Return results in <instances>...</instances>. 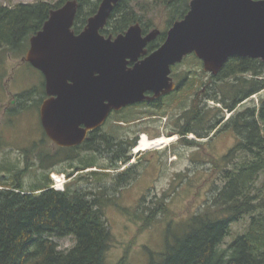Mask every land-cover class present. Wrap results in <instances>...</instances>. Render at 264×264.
<instances>
[{
	"label": "trees",
	"instance_id": "1",
	"mask_svg": "<svg viewBox=\"0 0 264 264\" xmlns=\"http://www.w3.org/2000/svg\"><path fill=\"white\" fill-rule=\"evenodd\" d=\"M67 1L70 0L0 6V62L4 55L27 50L30 38L41 30L50 11ZM76 1L78 9L72 29L78 34L87 19L96 13L101 0ZM190 1L158 0V6L169 13L168 28L184 17ZM137 22L146 33L148 25L137 15L131 0H121L101 33L123 34ZM165 37L166 31L161 32L148 46L149 51L156 50ZM189 56L201 65L194 55ZM262 90L264 62L235 56L224 63L216 76L210 75L206 80L189 77L179 80L177 90L153 106L155 111H163L172 103L184 107L175 120V129L167 133L177 135L179 143L197 146L198 142L187 138L189 134L202 140L214 130L216 133L232 131L238 141L220 161H213V175L220 181L211 184V196L207 197L204 209L185 218L177 236L168 229L166 238L168 235L173 241L167 243L159 262H155L151 254L149 264H264V179L261 180L264 175V98L257 108L237 111L240 103ZM209 102L218 106H209ZM226 112H230L231 117L225 120ZM126 118L120 119L127 121ZM100 139L99 136L89 137L90 152L99 154ZM136 140L137 137L126 142L112 134H102V149L105 147L110 161L102 173L128 165ZM59 151L61 156L67 157L54 156L52 160L46 155L42 158L51 160L53 166L76 161V157H68V149ZM81 166L75 168L76 171L95 167L87 160L81 162ZM90 173L96 178L94 185L75 190L68 184L63 191L52 189L48 175L42 185L28 191L16 181L9 186L0 182V264H107L106 255L114 244V236L104 213L106 201L97 193L103 190L99 178L102 180L108 175ZM134 177L133 168H128L114 178L115 184L124 187ZM188 186L191 187L190 183ZM244 219L247 225L243 231L222 249L231 225ZM65 238L73 243L62 250L56 240ZM117 264H126L125 258Z\"/></svg>",
	"mask_w": 264,
	"mask_h": 264
},
{
	"label": "rangeland",
	"instance_id": "2",
	"mask_svg": "<svg viewBox=\"0 0 264 264\" xmlns=\"http://www.w3.org/2000/svg\"><path fill=\"white\" fill-rule=\"evenodd\" d=\"M40 1L55 4L59 0H0V6L14 7ZM131 4L137 15L147 23V32L155 29L164 32L168 29L169 13L158 6V0H131ZM27 50L1 57L0 182L9 186L16 181L23 185V190H33L42 185L46 175L52 185V173L73 175L75 172L72 169L76 171L75 168L82 167L81 162L87 160L95 167L80 171L67 184L72 190L87 188L94 185L96 179L90 172L108 175L102 180L99 178V186L101 189L103 186V190L97 191L106 201L104 213L114 236V244L106 255V263L117 264L124 257L126 264H149L151 254L154 261L159 262L167 243L173 241L168 235L166 238L167 230L170 229L173 236H177L182 231L184 219L204 209L207 197L211 196V184L220 181L213 175V161H220L236 145L238 137L232 131L210 134L202 140L189 134L187 138L199 145L187 146L179 143L177 135L167 134L175 129V120L183 113V106L172 103L163 111L149 107L132 108L122 115L128 117L121 125L124 129L116 130L114 120L104 127L106 133L125 139L126 142L137 137L128 165L102 173L110 161L105 154V147L102 149L100 144L99 154L86 148L74 154L75 162L53 166L51 160L42 157L47 155L54 160L55 157L61 159L67 156H61L40 126L39 102L46 98L44 78L38 70L24 62ZM172 76L178 84L185 77L206 80L210 75L203 72L202 65L187 56L172 69ZM261 98H264V90L240 103L237 111L257 108ZM209 106L218 105L209 102ZM162 112H165L164 116ZM229 117L231 113L226 112L224 119ZM144 136L149 139H174L161 148L135 152ZM68 157L73 158V154ZM128 168H133L135 177L126 186L119 188L114 178ZM263 179L264 175L261 177ZM102 198L99 199L102 201ZM246 225L247 219L231 225V232L224 238L221 248L226 249ZM56 242L62 250L71 247L73 243L70 238L57 239Z\"/></svg>",
	"mask_w": 264,
	"mask_h": 264
},
{
	"label": "water",
	"instance_id": "3",
	"mask_svg": "<svg viewBox=\"0 0 264 264\" xmlns=\"http://www.w3.org/2000/svg\"><path fill=\"white\" fill-rule=\"evenodd\" d=\"M120 1L101 0L79 34L72 30L78 3L67 1L50 11L29 40L24 61L43 75L47 97L39 109L40 123L57 147L82 143L88 131L104 124L111 110L175 91L172 67L188 55L200 60L202 70L211 76L230 57L264 62V0H191L188 12L168 29L164 42L141 61L159 30L143 36L135 23L114 39L100 33Z\"/></svg>",
	"mask_w": 264,
	"mask_h": 264
},
{
	"label": "flooded vegetation",
	"instance_id": "4",
	"mask_svg": "<svg viewBox=\"0 0 264 264\" xmlns=\"http://www.w3.org/2000/svg\"><path fill=\"white\" fill-rule=\"evenodd\" d=\"M105 26H106V25H105ZM104 29H105V27H104L102 30H104ZM141 29H142V27H141ZM100 33H101V32H100ZM124 33H125V32H124ZM124 33H123V34H124ZM148 33H149V32L144 33V31H143V29H142V35H143V36L147 35ZM101 35H103L105 38L112 37V39H114L116 36H118V35H120V34H118V35H116V36H113V35H105L104 33H101ZM153 41H154V40H153ZM153 41H151V42H153ZM151 42H150V43H151ZM150 43H148L147 46H146V49H145V50H146V54L141 55V56L139 57L138 61H141V60L145 59L150 53L153 52V51H149V49H148V46L150 45ZM134 64H135V62L129 63V64H128V68H132V67L134 66ZM171 75H172V74H171ZM171 77H172L173 81L175 82V84H176V86H177V82L175 81V78H174L173 76H171ZM177 87H178V86H177ZM168 95H169V94H168ZM146 96L151 97V96H153V93H152V92H147V93H146ZM166 96H167V95L161 96L160 98L155 99V100H153V101H147V100H144L143 102L136 103V104H133V105H129V106L124 107V108H122V109H120V110H118V111L111 110L110 113H109V115H108V117H107V119H106V121L104 122V124L101 125L100 127L96 128V129H94V130L88 131L87 134H86V138L82 141V143H80V144H78V145H76V146H73V147H69V148H60V147H57V146H55V147H56L58 150H60V149H68V150H69L68 153L71 154V156H72V154H73V158H74L77 152H79V151H83V150H85V149L87 148V146H88V144H89L88 139H89L90 136H99V137L101 138V139H100V144L102 143V134H106V131L104 130V127L106 126V124H107L109 121L114 120V121H113V123H114V128H116V130H117V129H120V126H121L122 124H124V121H123L122 119L119 120V119L122 117L123 113H125V112L131 110L132 108H139V107H146V108L149 107V109H154L153 106H157V103L159 104V103L164 99V97H166ZM13 103H14V101H13ZM149 104H150V105H149ZM151 105H152V106H151ZM137 121H138V120H137ZM129 123H130V122H129ZM132 123H133V122H132ZM80 128H84V126H83V125H80ZM214 133H216V130L212 131L211 134L213 135ZM74 154H75V155H74ZM72 171L75 172V174L72 175V178L76 177V176L80 173L79 171H75L74 169H72Z\"/></svg>",
	"mask_w": 264,
	"mask_h": 264
},
{
	"label": "bare ground",
	"instance_id": "5",
	"mask_svg": "<svg viewBox=\"0 0 264 264\" xmlns=\"http://www.w3.org/2000/svg\"><path fill=\"white\" fill-rule=\"evenodd\" d=\"M174 138H165V137H160V138H155V139H149L146 137H143L137 148L135 149V152H140V151H146L154 148H161L163 145L170 143L173 141Z\"/></svg>",
	"mask_w": 264,
	"mask_h": 264
},
{
	"label": "built area",
	"instance_id": "6",
	"mask_svg": "<svg viewBox=\"0 0 264 264\" xmlns=\"http://www.w3.org/2000/svg\"><path fill=\"white\" fill-rule=\"evenodd\" d=\"M52 181H53V185L52 187L55 190H63L64 188V184L66 183V178L65 175L61 174V175H51Z\"/></svg>",
	"mask_w": 264,
	"mask_h": 264
}]
</instances>
